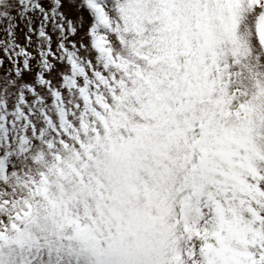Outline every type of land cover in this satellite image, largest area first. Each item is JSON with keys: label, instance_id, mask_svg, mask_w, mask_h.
I'll return each instance as SVG.
<instances>
[{"label": "snow or ice", "instance_id": "snow-or-ice-1", "mask_svg": "<svg viewBox=\"0 0 264 264\" xmlns=\"http://www.w3.org/2000/svg\"><path fill=\"white\" fill-rule=\"evenodd\" d=\"M0 264H264V0H0Z\"/></svg>", "mask_w": 264, "mask_h": 264}]
</instances>
